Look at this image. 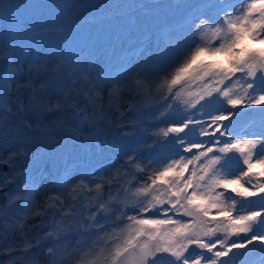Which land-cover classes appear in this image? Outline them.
Masks as SVG:
<instances>
[{
  "label": "snow or ice",
  "instance_id": "snow-or-ice-1",
  "mask_svg": "<svg viewBox=\"0 0 264 264\" xmlns=\"http://www.w3.org/2000/svg\"><path fill=\"white\" fill-rule=\"evenodd\" d=\"M12 6L0 0V23ZM63 7L53 34L73 25L75 0ZM177 7L179 23L130 67L81 50L37 86L38 70L25 71L15 49L0 45V167L9 168L0 191L12 186L0 204V264H231L254 244L264 249V172L254 171L264 168V125L233 127L243 110L264 112V48L246 43L264 44V0ZM114 107L123 110L109 124ZM69 112L92 131L114 127L125 145L120 159L58 166L71 148L100 139L71 127L60 115ZM40 145L34 157L29 148ZM41 159L44 168L34 166Z\"/></svg>",
  "mask_w": 264,
  "mask_h": 264
},
{
  "label": "rangeland",
  "instance_id": "rangeland-1",
  "mask_svg": "<svg viewBox=\"0 0 264 264\" xmlns=\"http://www.w3.org/2000/svg\"><path fill=\"white\" fill-rule=\"evenodd\" d=\"M65 2L66 0H26L21 4L13 3L12 7L4 10L3 22L0 23V45L15 49V57L24 65L25 71L30 66L38 70L33 74L37 77V86L47 79L48 73L55 74L65 58L81 50L82 54L90 55L98 63L111 62L117 65L123 62L126 67H130L140 59L137 53L141 49L166 38L165 33L179 23L184 9L178 8L177 4H195L197 0H173L170 3H163L162 0H75L77 7L72 10L75 13L72 27L63 35L53 34L48 26L65 22L68 15L63 7ZM246 43L250 49L264 48V44L259 42L248 40ZM200 60L226 62L220 55H202ZM51 99L54 102L57 96L53 95ZM22 102L26 105L28 98ZM104 103L107 105V99ZM122 110V107L108 109V123L115 121ZM88 114L91 115V110ZM181 114L182 109L170 112L167 122L178 120ZM147 119L160 128L165 127L161 120L153 117ZM262 125L264 112L259 109H253L250 114L241 115L233 122L234 128H247L249 132H259ZM109 128L114 130L111 136H103L104 126H101L100 132L93 131L94 135L98 133L99 140L90 139L87 148L65 161L78 170L115 163L120 159L118 153L124 150L125 145L120 141V134L116 129ZM156 130L151 129L153 132ZM142 138V135L138 136L137 140ZM37 155L35 150L33 156ZM65 161H57V165L62 166ZM39 164V168H44L45 161L41 159ZM48 166L51 167V164ZM254 171L264 172V168L257 165ZM41 198L36 197L37 201ZM251 206L259 208L261 202L256 199ZM3 232L5 228L0 224V233ZM246 251L247 249L242 250L234 256L231 264H264V250L254 257L246 255ZM158 264H168L167 258L158 260Z\"/></svg>",
  "mask_w": 264,
  "mask_h": 264
},
{
  "label": "flooded vegetation",
  "instance_id": "flooded-vegetation-1",
  "mask_svg": "<svg viewBox=\"0 0 264 264\" xmlns=\"http://www.w3.org/2000/svg\"><path fill=\"white\" fill-rule=\"evenodd\" d=\"M14 98H15V97H14ZM26 98H28V97H27V96H22V97H21V100L23 101V100H25ZM61 115H62V118L66 119V120L68 121V123H69V125H70L71 127H76L77 124H79L80 127L83 128V130H84V134H85V135H88V134L90 133V131H92V130L90 129L89 122H83V123H81L80 121H77V120H75V119H72V118H71V114H70V112L67 113V114H61ZM94 131L100 132V127L97 128V129H95ZM113 133H114V130L110 129L109 127H104V129H103V134H102V135H103V136H106V135L108 134V135L111 136ZM92 134L94 135L93 131H92ZM96 134L98 135V133H96ZM96 134H95V135H96ZM87 145H88V144H84L83 146H81V145H77V146L71 148V149H70V151H71V155H73V154H75V155H76V154H79V152H80L81 150H84L83 148H87V147H88ZM41 147H42V145H40V146H30L29 150L32 151L33 155H34V151H35V150H36V153L39 154ZM76 150H78V151L75 152ZM57 151L63 153L64 149H63V147H61V148L58 149ZM87 152L89 153V151H87ZM34 157H35V156H34ZM65 159H67V161L69 160L67 157H65L64 159H59L58 161H59V162H60V160L65 161ZM39 161H40V160H39ZM39 161H37V163H36V166H37V167L40 166ZM65 162H66V161H65Z\"/></svg>",
  "mask_w": 264,
  "mask_h": 264
},
{
  "label": "water",
  "instance_id": "water-1",
  "mask_svg": "<svg viewBox=\"0 0 264 264\" xmlns=\"http://www.w3.org/2000/svg\"><path fill=\"white\" fill-rule=\"evenodd\" d=\"M25 0H6V2L8 3V4H13V3H22V2H24ZM163 2H165V3H168V2H172L173 0H162ZM244 111V114L243 115H248V114H250L252 111H253V109H247V110H243ZM61 115V114H60ZM53 119V117L52 116H48L47 117V121H51ZM35 166V165H34ZM0 171H2V172H4V171H9V168L5 165V166H2V167H0ZM11 187V185H9V187H7V188H10ZM7 188H4L3 189V191H0V204H3L4 202H5V200H4V197H5V194H4V192H5V190L7 189ZM264 249H261V247H260V245L259 244H254V245H252V246H250V248L248 249V254L250 255V256H254V255H256V254H258V253H260L261 251H263ZM163 258H166V257H158V260H161V259H163Z\"/></svg>",
  "mask_w": 264,
  "mask_h": 264
},
{
  "label": "bare ground",
  "instance_id": "bare-ground-1",
  "mask_svg": "<svg viewBox=\"0 0 264 264\" xmlns=\"http://www.w3.org/2000/svg\"><path fill=\"white\" fill-rule=\"evenodd\" d=\"M201 58V57H200ZM253 208H257L256 206H253Z\"/></svg>",
  "mask_w": 264,
  "mask_h": 264
}]
</instances>
